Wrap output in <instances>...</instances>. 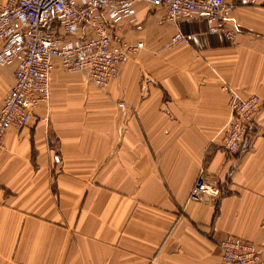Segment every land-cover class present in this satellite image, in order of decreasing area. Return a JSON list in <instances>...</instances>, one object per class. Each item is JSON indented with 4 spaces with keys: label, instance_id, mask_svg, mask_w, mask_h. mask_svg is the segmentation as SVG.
<instances>
[{
    "label": "crops",
    "instance_id": "crops-1",
    "mask_svg": "<svg viewBox=\"0 0 264 264\" xmlns=\"http://www.w3.org/2000/svg\"><path fill=\"white\" fill-rule=\"evenodd\" d=\"M226 1L234 41L137 1L116 32L143 47L105 90L56 61L51 100L0 152V264H220L228 235L264 253V0ZM16 68L0 67V110ZM225 83L261 101L238 155ZM203 168L224 193L189 200Z\"/></svg>",
    "mask_w": 264,
    "mask_h": 264
},
{
    "label": "built area",
    "instance_id": "built-area-1",
    "mask_svg": "<svg viewBox=\"0 0 264 264\" xmlns=\"http://www.w3.org/2000/svg\"><path fill=\"white\" fill-rule=\"evenodd\" d=\"M144 1L166 9L177 27L188 16H204L211 32L234 41L239 32L225 19L226 0H0V67L17 63L15 80L0 110V152L5 148L9 128L22 129L33 119L35 109L52 96L51 74L60 63L67 72H81L99 89L105 90L120 76L122 64L143 42L130 44L116 32L119 22L134 20L135 3ZM260 0H238L241 6ZM180 28L170 45L187 41ZM231 118L227 122L222 148L238 155L253 125L261 101L257 95L243 97L225 83ZM224 193L219 182L204 168L197 175L189 200L218 199ZM264 231V218L261 223ZM220 264H264L260 246L228 235L222 240Z\"/></svg>",
    "mask_w": 264,
    "mask_h": 264
},
{
    "label": "rangeland",
    "instance_id": "rangeland-1",
    "mask_svg": "<svg viewBox=\"0 0 264 264\" xmlns=\"http://www.w3.org/2000/svg\"><path fill=\"white\" fill-rule=\"evenodd\" d=\"M78 74H79V73H78ZM83 75H84V74H83ZM119 77H120V76H119ZM119 77H118V78H119ZM84 78H86V77L84 76ZM86 79H87V78H86ZM87 80H88V79H87ZM88 81H89V80H88ZM89 82H90V81H89ZM92 84H93V83H92ZM94 85H95V84H94ZM95 86H96V85H95ZM96 87H97V86H96ZM98 89H99V88H98Z\"/></svg>",
    "mask_w": 264,
    "mask_h": 264
}]
</instances>
